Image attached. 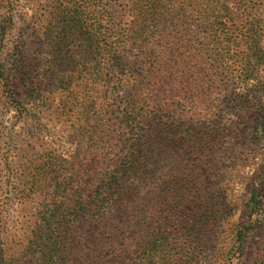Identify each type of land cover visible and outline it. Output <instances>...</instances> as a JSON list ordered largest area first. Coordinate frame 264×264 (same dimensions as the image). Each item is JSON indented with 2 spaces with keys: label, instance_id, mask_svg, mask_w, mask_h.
Wrapping results in <instances>:
<instances>
[{
  "label": "rangeland",
  "instance_id": "obj_1",
  "mask_svg": "<svg viewBox=\"0 0 264 264\" xmlns=\"http://www.w3.org/2000/svg\"><path fill=\"white\" fill-rule=\"evenodd\" d=\"M129 1L0 0V264H264V0Z\"/></svg>",
  "mask_w": 264,
  "mask_h": 264
},
{
  "label": "trees",
  "instance_id": "obj_2",
  "mask_svg": "<svg viewBox=\"0 0 264 264\" xmlns=\"http://www.w3.org/2000/svg\"><path fill=\"white\" fill-rule=\"evenodd\" d=\"M56 4H59L62 6V4H65L64 7H68L70 5V0H54ZM129 10L131 11V16H132V24L131 27H133V30H137L139 33L135 35V37H142L145 38L148 36V33L144 32L145 30L144 27L147 26V22L150 20L151 16L153 17V13L155 12H160V9L164 8V6L168 3L166 0H130L129 1ZM233 2L231 0H220L218 3V6H220L223 10H229L230 7L232 6ZM75 6V4H74ZM110 6V5H109ZM106 14L110 18V8L108 7L106 9ZM155 16V14H154ZM151 18V20H153ZM0 50L3 45V33L4 29L0 27ZM262 29L260 27H254L251 29H247L246 32L244 33L245 38L252 39L257 36H259L260 32ZM144 42V40H143ZM124 50V46H122ZM138 53L140 54L141 58L149 55V50L145 49L143 47H134ZM149 52V53H148ZM259 53H263L262 51H258ZM1 53V51H0ZM23 53V52H22ZM20 52L13 53L10 57V65L11 67H8L6 69L4 64H1L0 61V89L3 87L4 91L6 92L7 96L10 98H14L19 95V92H25L26 91V81L28 80L29 76H24L21 70L24 68L20 65V62L24 58V53L22 54ZM125 55V54H124ZM258 59V57L256 58ZM1 60V56H0ZM257 61L259 60H254L255 63H252L246 73L242 76V80H249L251 76L253 75L251 72L253 69L257 66ZM262 61V60H261ZM264 61V59H263ZM260 64V62H258ZM125 66L122 65V68ZM8 70H11V73L8 72ZM240 77V76H239ZM238 77V78H239ZM254 191V190H253ZM91 216L92 213L90 214ZM47 223V229L52 232V236H47L45 239H48V244L45 246L46 250L44 252H48V260L52 262L53 264H63V260L65 255L67 254V251L64 247V243L62 240H64L66 237H68V229H71V225H65L64 222L62 221V218L57 216V215H52L46 219ZM91 222V221H90ZM61 230L62 233L60 234L59 231ZM240 234V233H239ZM50 238H53V240H49ZM40 250H37V253H39ZM41 256L43 252H40ZM40 257V256H39ZM38 257V258H39Z\"/></svg>",
  "mask_w": 264,
  "mask_h": 264
}]
</instances>
